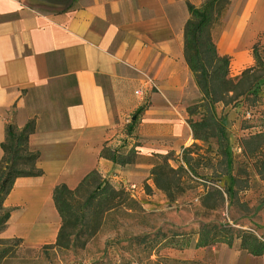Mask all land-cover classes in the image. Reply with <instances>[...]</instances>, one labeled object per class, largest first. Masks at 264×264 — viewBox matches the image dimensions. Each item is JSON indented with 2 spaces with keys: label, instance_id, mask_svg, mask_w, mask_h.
I'll return each instance as SVG.
<instances>
[{
  "label": "crops",
  "instance_id": "1",
  "mask_svg": "<svg viewBox=\"0 0 264 264\" xmlns=\"http://www.w3.org/2000/svg\"><path fill=\"white\" fill-rule=\"evenodd\" d=\"M206 1L0 0V161L7 124L22 129L33 120L29 149L39 153L43 173L16 179L5 200L7 236L32 244L58 237L55 187L73 190L94 170L119 171L101 152L117 146L118 121L127 114L134 118L144 108L129 139L141 158L179 153L197 142L188 108L203 96L186 61L185 27L189 6ZM231 7L217 46L234 56L240 74L249 42L264 24V0H231ZM225 36L235 41L220 49ZM141 73L156 88L147 87ZM141 88L143 99L135 94ZM201 250L202 260L214 253L209 264H264V254L254 257L235 245Z\"/></svg>",
  "mask_w": 264,
  "mask_h": 264
},
{
  "label": "rangeland",
  "instance_id": "2",
  "mask_svg": "<svg viewBox=\"0 0 264 264\" xmlns=\"http://www.w3.org/2000/svg\"><path fill=\"white\" fill-rule=\"evenodd\" d=\"M233 12L231 0L222 1L216 9L213 35L217 45L220 35L229 26L226 19ZM256 30L257 38L250 40L244 53L245 69L255 65L253 46L256 43L264 46V24ZM234 41L225 36L220 49ZM229 56L233 61L234 56ZM245 69L237 74L231 62L233 78L239 77ZM258 95L255 106L246 98H240L227 107L222 103L215 106V113L225 125L227 155L219 151L216 139L212 138L207 142H194L179 153L171 152L168 159L130 156L129 149L123 148L125 143H133L132 140L129 142L134 132L130 129L133 115L127 114L123 121H118L121 124L114 137L117 146L112 147L120 149L124 157H130L133 160L130 165H152V168L133 170L130 166L115 164V169L120 172L114 171L109 176L99 173L97 183L91 180L90 184L77 191L72 200L76 216L87 213L88 218L85 225L80 223L68 228L72 234L68 248L54 247L57 238L46 244H32L17 236L9 237L8 221L0 233V255H5L3 258L0 256V264L215 263L213 252L202 260L205 249L194 248L198 233L205 224L246 231L264 241V178L258 174V169L264 164V150L260 155L250 157L244 155L240 146L241 139L264 131L263 83H260ZM203 116L204 111L196 108L191 119L199 121ZM186 158L193 171L185 164ZM164 163L176 171V179L181 184L173 199L155 183L153 169ZM180 167L184 169L180 170ZM99 183H110L117 189L122 186L126 201L119 206V200L117 208L109 210L110 203L105 200L95 214L86 209L84 204L96 192ZM128 205H131V210ZM3 207L10 211L5 202ZM185 243L190 247L180 249L179 245ZM240 243L238 238L233 241L237 247Z\"/></svg>",
  "mask_w": 264,
  "mask_h": 264
},
{
  "label": "trees",
  "instance_id": "3",
  "mask_svg": "<svg viewBox=\"0 0 264 264\" xmlns=\"http://www.w3.org/2000/svg\"><path fill=\"white\" fill-rule=\"evenodd\" d=\"M222 1L225 0H207L199 8L189 6L190 19L185 27V57L203 96L201 101L188 108L189 124L194 139L201 142H207L212 138L216 139L219 151H224V154L227 155L225 125L215 113V106L222 103L227 107L240 98L250 100L252 105L255 106L259 98L260 83L264 84V46L260 43L253 46L254 66L245 69L237 78L231 76L232 58L229 55L219 53L216 38L213 35L216 9ZM196 108L204 111V116L199 121L191 119V115ZM143 111L144 108H140L134 115L130 126L132 131H135ZM35 130L36 125L33 120L29 121L22 129H19L13 122L7 124L6 139L2 143L4 156L0 161V233L4 231L11 217V212L4 209L3 204L12 191L16 179L37 177L43 174L37 168L39 153L32 152L29 149V138ZM130 146L131 144L127 145L125 143L123 148L129 149L128 155H137V145ZM240 146L244 155L250 157L260 155L264 150V131L241 139ZM169 155H157V157L168 159ZM101 157L121 166L133 163L130 157H124L121 155L120 149H115L112 146H105L101 152ZM184 162L188 169L193 171L187 158L184 159ZM261 165L258 174L264 178V164ZM27 166H29L28 169ZM183 169V167H180V170ZM153 174L156 176L155 183L157 187L165 192L170 199H173L175 192L181 189L180 181L176 179V171L170 168L167 163H164L163 165H156ZM98 177L99 172L94 170L73 190L65 184L55 187L52 197L61 218V228L53 245L54 247L68 248L72 240V234L68 231V228L77 226L80 223L86 224L87 213L76 216L72 200L75 193L85 185L90 184L91 180L97 183ZM216 192L221 194L219 191ZM122 197L124 198L123 201H121ZM105 200L110 203L109 210L117 208L116 202H119V200V206H121L126 201L125 189L122 186L117 189L110 183H99L96 192L85 202L84 207L90 211L92 210L95 214L98 207ZM130 206L128 205V209L131 210ZM237 238L241 240L238 247L246 250L250 255L260 257L264 254V241L257 236L246 231L240 232L231 227L216 224H205L201 227L194 248H207L216 244L234 246L233 241ZM189 247L188 243L179 245L180 249H188ZM0 256L5 257L4 254ZM194 264L202 263L197 262Z\"/></svg>",
  "mask_w": 264,
  "mask_h": 264
},
{
  "label": "built area",
  "instance_id": "4",
  "mask_svg": "<svg viewBox=\"0 0 264 264\" xmlns=\"http://www.w3.org/2000/svg\"><path fill=\"white\" fill-rule=\"evenodd\" d=\"M141 74H142L143 77H144V84H145L147 87L156 88V87H155V84H154V82H153L152 79H150L147 75H145V74H143V73H141ZM135 94H136L138 97H140L141 99L144 98V91H143L142 88L136 90ZM133 188H135V187H133Z\"/></svg>",
  "mask_w": 264,
  "mask_h": 264
}]
</instances>
